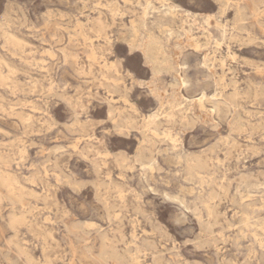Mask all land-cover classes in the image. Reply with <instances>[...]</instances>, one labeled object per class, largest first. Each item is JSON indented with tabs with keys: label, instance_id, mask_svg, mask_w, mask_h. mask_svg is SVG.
<instances>
[{
	"label": "rangeland",
	"instance_id": "374dc122",
	"mask_svg": "<svg viewBox=\"0 0 264 264\" xmlns=\"http://www.w3.org/2000/svg\"><path fill=\"white\" fill-rule=\"evenodd\" d=\"M0 177V264H264V0H0Z\"/></svg>",
	"mask_w": 264,
	"mask_h": 264
},
{
	"label": "bare ground",
	"instance_id": "6f19581e",
	"mask_svg": "<svg viewBox=\"0 0 264 264\" xmlns=\"http://www.w3.org/2000/svg\"><path fill=\"white\" fill-rule=\"evenodd\" d=\"M204 37V36H203ZM209 38V37H208ZM225 38V37H224ZM201 39V38H200ZM14 41H15V39H13ZM196 41V40H195ZM18 42V41H17ZM16 42V43H17ZM20 43V42H19ZM200 44H202V43H200ZM206 44V43H205ZM205 46V45H204ZM235 59V58H234ZM221 61V60H220ZM220 63V62H219ZM222 65H224V63L222 64ZM180 66H185V65H183V64H180ZM2 77V76H1ZM2 81H4V80H2ZM181 83L183 84V85H185V84H187L188 83V81H187V78H186V76H183L182 77V80H181ZM206 97H208L207 95H206V92L205 91H201L200 92V99H199V104L201 105V106H204L205 105V101L203 100V99H205ZM213 97V96H212ZM212 99V98H211ZM205 108V107H204ZM212 110V109H211ZM213 110L215 111V110H217V105L216 104H214V108H213ZM216 113V112H215ZM262 127V126H261ZM65 154V153H64ZM198 161V160H197ZM47 163V162H46ZM198 164H200V163H198ZM203 164V163H202ZM205 165V164H204ZM205 168V167H204ZM25 176V175H24ZM15 177V176H14ZM0 179H3V181H4V183H3V185L4 184H6L7 185V188H8V191H9V193L11 192L12 193V187H13V182L15 181L14 179H11V178H9V179H6V178H3V177H0ZM15 183V182H14ZM36 185V184H35ZM1 188V187H0ZM13 193H14V191H13ZM17 194V193H16ZM37 196V195H36ZM18 197V196H17ZM14 198V197H13ZM16 199V198H15ZM15 201V200H14ZM210 207V206H209ZM208 207V208H209ZM212 211V210H211ZM13 214V213H12ZM11 214V217L13 216ZM23 214V213H22ZM12 221H10V222H12L11 224L12 225H15V224H17L21 219H18V216H15V214H14V217H13V219H11ZM106 252V251H105ZM103 254V253H102ZM101 254V255H102ZM117 252H112V256L113 257H117ZM22 256V255H21ZM103 256H104V254H103ZM101 256L102 258V260H104V258L106 257V256ZM109 256H111V255H109ZM100 257V256H99ZM134 257H136V256H134ZM133 257V258H134ZM138 257V256H137ZM119 258H121L120 256H119ZM119 258H116V259H119ZM131 258H132V256H131ZM106 260H107V258H106ZM105 260V261H106ZM108 260H109V258H108ZM112 260V259H111ZM120 260V259H119ZM132 260H135V259H132ZM131 260V261H132ZM136 263H137V261H136ZM134 264V263H133Z\"/></svg>",
	"mask_w": 264,
	"mask_h": 264
}]
</instances>
